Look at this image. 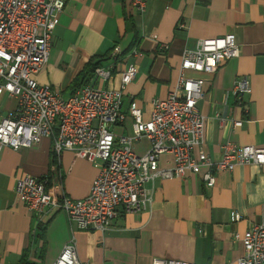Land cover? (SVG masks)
I'll list each match as a JSON object with an SVG mask.
<instances>
[{
    "label": "crops",
    "instance_id": "0c3cea01",
    "mask_svg": "<svg viewBox=\"0 0 264 264\" xmlns=\"http://www.w3.org/2000/svg\"><path fill=\"white\" fill-rule=\"evenodd\" d=\"M130 2L65 0L48 60L35 75L37 82L67 96L90 59L102 56L100 65H112V77L98 82L92 75L84 84L116 89L121 72L135 64L136 75L124 90L121 107L126 117L110 128L118 141L132 134L133 119L127 114L131 99L147 119L152 100L164 98L174 87L182 53L194 49L201 38L233 33L237 57L219 64L213 73L185 72L204 80L197 103L204 117L200 149L219 160L226 142L264 147V0H149L142 13ZM163 43L168 44L165 50L159 47ZM115 46L120 52L112 55ZM241 76L248 78L251 92L239 106L233 86ZM15 104L16 97L0 96V114ZM233 120L242 124L233 126ZM131 148L144 154L148 139L132 142ZM51 152L49 137L17 150L0 146V264H53L71 238L83 264H151L155 257L236 264L243 246L234 234L264 221V166L246 163L218 172L210 188L190 173L156 178L145 184L150 192L145 208L132 213L118 208L103 232H72L63 211L29 210L16 195V181L26 175L46 176L51 193L81 198L101 162L64 150L51 164ZM171 164L170 154L160 156V167ZM234 213L240 214L239 220L233 219ZM37 225L43 228L41 237H35Z\"/></svg>",
    "mask_w": 264,
    "mask_h": 264
},
{
    "label": "built area",
    "instance_id": "2783aa9c",
    "mask_svg": "<svg viewBox=\"0 0 264 264\" xmlns=\"http://www.w3.org/2000/svg\"><path fill=\"white\" fill-rule=\"evenodd\" d=\"M148 1L130 3L134 11L142 13ZM64 6L65 0H0V96L16 97L14 108L0 114V146L17 150L49 137L56 156L70 150L79 158L101 162L88 193L81 198L51 193L47 190L46 176L18 178L16 195L29 210L42 214L55 208L65 213L72 232H103L118 208L131 213L145 208L150 201L145 184L156 178H182L190 173L198 175L210 188L220 171H231L236 165L246 163L264 166V147L226 142L219 160L200 149L204 117L197 103L204 94V80L185 72L213 73L219 64L237 57L239 47L233 33L201 38L194 49L185 50L174 87L164 98L152 100L147 119L131 99L127 114L133 119L132 134L116 141L110 128L126 117L121 107L124 90L136 75L135 64H129L121 72L116 89L88 82L67 96H61L49 84H40L35 78L48 60L53 30ZM159 47L165 50L168 44ZM119 52V46H115L112 55ZM112 72V65H99L93 80L107 82ZM250 92L248 78L238 77L233 86L237 105L242 106ZM232 123L240 126L242 120ZM142 137L148 139L149 148L138 155L131 143ZM163 154L172 156L169 167L159 165ZM233 219L239 220L240 214L234 213ZM234 239L243 246V255L236 264H264V221L241 234L235 233ZM53 264H83L74 238L64 245ZM151 264L198 263L155 257Z\"/></svg>",
    "mask_w": 264,
    "mask_h": 264
},
{
    "label": "trees",
    "instance_id": "16d2710c",
    "mask_svg": "<svg viewBox=\"0 0 264 264\" xmlns=\"http://www.w3.org/2000/svg\"><path fill=\"white\" fill-rule=\"evenodd\" d=\"M103 59H104V57H102V56L91 58L90 61L85 66V68L82 70V72L74 80V82L71 86L72 87L71 89L75 90L78 87H80L82 84H84L87 81V79L93 75L95 68L100 65V62ZM55 158H56V155L54 154V152L52 150L51 160H50L51 164L53 162H55ZM51 164H50V168H49V173L51 172ZM47 190L50 191V186H47ZM42 231H43V228L41 227V225H37V234L35 235V237H41V235L43 236Z\"/></svg>",
    "mask_w": 264,
    "mask_h": 264
}]
</instances>
